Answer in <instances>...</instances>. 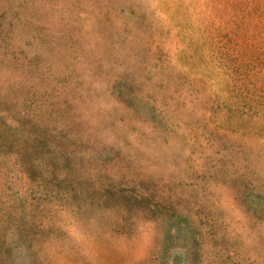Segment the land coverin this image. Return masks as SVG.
Returning <instances> with one entry per match:
<instances>
[{
  "label": "rangeland",
  "instance_id": "rangeland-1",
  "mask_svg": "<svg viewBox=\"0 0 264 264\" xmlns=\"http://www.w3.org/2000/svg\"><path fill=\"white\" fill-rule=\"evenodd\" d=\"M0 264H264V0H0Z\"/></svg>",
  "mask_w": 264,
  "mask_h": 264
}]
</instances>
